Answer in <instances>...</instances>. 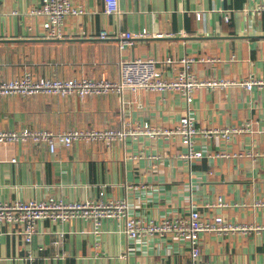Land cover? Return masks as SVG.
Instances as JSON below:
<instances>
[{
    "label": "crops",
    "instance_id": "0c3cea01",
    "mask_svg": "<svg viewBox=\"0 0 264 264\" xmlns=\"http://www.w3.org/2000/svg\"><path fill=\"white\" fill-rule=\"evenodd\" d=\"M83 10L68 16L62 39L47 38L45 18L31 14L41 0H0V83L26 74L34 80L120 81V61L154 60L166 79L183 71L201 82L191 108L179 91L127 89L80 98L55 94L0 97V132L126 131L124 140L76 142L51 153L45 144L0 145V204L127 201L130 215L145 221L186 216L191 205L205 217L222 216L249 229L206 233L201 256L212 264H264V89L240 84L264 80V0H71ZM228 17V21L225 20ZM103 31L106 40L100 39ZM124 33L148 37L121 51ZM166 60L174 63L167 64ZM200 133L194 148L204 156L189 163L181 136L141 134L175 131L183 118ZM141 132V133H140ZM222 154H227L223 157ZM223 210L206 207L218 200ZM30 243L22 227L0 226V264H187L189 244L172 234L133 241L125 220H106L101 233L82 219L38 222Z\"/></svg>",
    "mask_w": 264,
    "mask_h": 264
},
{
    "label": "built area",
    "instance_id": "2783aa9c",
    "mask_svg": "<svg viewBox=\"0 0 264 264\" xmlns=\"http://www.w3.org/2000/svg\"><path fill=\"white\" fill-rule=\"evenodd\" d=\"M108 15L118 14L119 6L116 0H108L106 5ZM256 16L264 15V4L257 6L254 10ZM31 14L45 18V29L47 38L62 39L64 37V23L68 16H79L83 10L73 6L71 0H41V7L33 10ZM228 21V17H225ZM148 37L146 34L124 33L120 36L121 51L132 47L136 41ZM108 33L103 31L100 39L106 40ZM167 64L174 63L166 60ZM195 59L187 58L181 60L184 69L176 78L166 79L155 67L154 60L139 59L134 62L120 61V81H93V80H59V79H39L34 80L31 75L26 74L9 82L0 83V97L11 96H36L39 94H55L62 97L77 95L85 98L92 95H104L109 92L122 94L127 89H143L147 91L164 92L179 91L185 98L188 108L193 103L194 93L201 87L222 88L229 84L223 80H213L201 82L191 73ZM246 90L264 89V80L250 79L240 84ZM141 134L152 138L160 135L181 136L186 143V151L180 157L192 163L204 156L194 148L195 138L200 134L221 135L226 140H230L233 133L240 130L200 132L196 129L194 120L189 116L183 118L179 127L172 132H161L150 130L146 125ZM128 135H133L126 131L114 130H86L70 131L55 134L49 131L22 130L20 132H0V145L4 143H16L19 141H32L36 144H45L51 153H55L59 146L70 147L76 142H96L104 141L111 144L115 140H124ZM227 157V154H222ZM206 207L223 210L228 204L221 199ZM130 204L127 201H86L76 203H66L62 200L51 198L47 201L27 203L18 202L13 206L0 204V226L3 224L17 225L22 227L21 234L27 243H30L37 233L38 222L50 220L54 223H67L73 219H82L90 222L94 226L97 234L101 233L103 223L106 220H125V234L133 241L142 240L147 236H165L172 234L178 239L189 244L190 261L187 264H212L202 259L201 238L206 233L231 234L238 231H246L247 227L237 226L225 220L222 216L205 217L199 212V208L191 205L186 216L167 217L155 221H147L135 218L130 215Z\"/></svg>",
    "mask_w": 264,
    "mask_h": 264
}]
</instances>
